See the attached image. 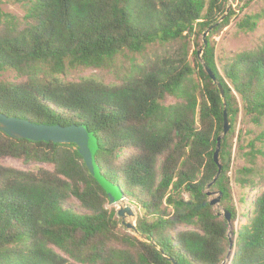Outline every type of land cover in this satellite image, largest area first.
<instances>
[{"label": "trees", "instance_id": "16d2710c", "mask_svg": "<svg viewBox=\"0 0 264 264\" xmlns=\"http://www.w3.org/2000/svg\"><path fill=\"white\" fill-rule=\"evenodd\" d=\"M16 2L22 17L0 11V74H15L0 80V114L86 127L98 143L100 175L141 211L135 227L143 240L106 207L74 145L0 132V159L51 166L0 164V264H221L229 229L230 264H264V187L251 203L243 194L236 201L229 175L238 116L263 127L264 42L218 67L211 38L236 17L229 0ZM261 17L244 16L236 28L252 33ZM71 70L90 75L67 80ZM224 108L230 128L220 140L217 175ZM243 143L237 153L245 165L232 182L240 191L264 185V170L255 166L257 158L264 162V130ZM214 178L217 211L205 195ZM239 218L244 223L234 229Z\"/></svg>", "mask_w": 264, "mask_h": 264}, {"label": "rangeland", "instance_id": "374dc122", "mask_svg": "<svg viewBox=\"0 0 264 264\" xmlns=\"http://www.w3.org/2000/svg\"><path fill=\"white\" fill-rule=\"evenodd\" d=\"M229 6L233 9H235L236 17L231 21V23L224 28L218 35H215L211 38L212 45L214 47V53H215V61L220 68L222 64L228 63L232 57L243 51H251L256 49L258 46H260L264 42V0H229ZM0 11L4 13H9L13 16H16L18 18L23 16L24 10L23 7L16 2V0H0ZM251 14H262V17L259 19L256 29L252 33H244L238 31L236 28V24L238 21H240L244 16L251 15ZM193 46L189 47V60H191V52L193 50ZM127 57L129 55L125 54ZM139 60V59H138ZM120 64H128V60L124 57H121L119 60ZM90 75L89 72H82V71H69L66 75L67 80H77L80 77H87ZM15 74L11 71H7L0 74V80H14ZM170 100H167L166 103H170ZM262 130H264V121H263V127L262 129L254 128L250 125H246L243 123V116L240 114L238 116L237 124L235 127V134L233 139L230 141L231 146V167H230V178H231V185L233 190V195L235 200L237 201V198L243 194L245 196V200L247 202L251 203L254 200V195H257L261 189L264 187V185L259 186L254 189L250 190H244L240 191L238 187L234 186L233 178H234V172L237 168H240L245 165L244 159L239 156L237 153V148L239 145H244L243 141L246 140L248 142L251 138H253L254 135L259 134ZM247 132H251L250 135H247ZM241 136V140L238 141V137ZM125 156V152L123 151L121 154V158ZM0 164L3 166H12L14 168L23 170V171H30L34 170L35 168L42 167L46 169H51V166L46 164H37L32 163L30 165H22L20 161L9 158V157H3L0 159ZM255 166L257 170L263 171L264 170V162L257 158L255 160ZM217 195H214L210 198H214ZM129 205L127 203L125 204H117L115 206H109L107 204V208H115L116 210L118 208H123L124 206ZM135 212L134 217H126L125 222H128L130 224H135L137 216L141 214V211L136 209L134 206H131ZM215 211L218 210V207L214 208ZM237 210L240 211V207H237ZM121 222V219L118 218ZM244 220L239 218L238 222L234 224V229H236L240 224H243ZM123 229H125L122 225H120ZM126 230V229H125ZM128 232H132L127 230ZM136 233V232H135ZM139 239L143 240L138 234H135ZM232 230L228 231V239H231ZM232 240V239H231ZM233 242V241H232ZM234 250V245H233ZM229 254V247L227 250V253L222 260L221 264H230L232 259V252Z\"/></svg>", "mask_w": 264, "mask_h": 264}, {"label": "water", "instance_id": "95a60500", "mask_svg": "<svg viewBox=\"0 0 264 264\" xmlns=\"http://www.w3.org/2000/svg\"><path fill=\"white\" fill-rule=\"evenodd\" d=\"M212 27H209L202 34V43L203 46L206 45V36ZM202 48L197 50V56L201 59ZM203 70L208 75L209 79L216 85L220 97L223 98V90L221 85L216 82V79L210 69L202 63ZM225 104L223 103V106ZM230 125L227 119V113L225 108L223 109V128L222 135L218 136L216 139V148L213 153V161L218 167V173H220L221 165L218 159L220 140L226 135L229 131ZM0 132L5 134L7 137L16 139V140H26L29 142H44V143H52V144H72L76 147L79 156L82 158V161L87 168L90 175L97 181L99 186L104 190L107 198L108 205L115 206L117 204H125L126 200L122 196L119 189L112 185L110 182L105 180L99 172V168L95 162V155L98 151V143L96 138L93 136L91 132L87 130L84 126H76L70 125L66 127H62L59 125H43V124H34L27 120L7 117L5 115L0 114ZM217 177V176H216ZM215 177V178H216ZM214 180L207 186V190L205 191L206 197L210 198L216 195L215 192L209 191L210 186L213 184ZM220 194L217 193V196L214 198H210L209 206L212 208L219 207L220 203ZM117 217L121 219V225L129 231L136 232L135 224H130L125 222L126 217H134L135 212L133 208L129 205L124 206L123 208H118L116 210ZM220 215V214H219ZM222 217L226 221L227 224L230 223V214L227 211L222 210ZM136 234V233H135ZM229 242V254L233 250V242L231 239H228ZM234 256V250L232 252V258Z\"/></svg>", "mask_w": 264, "mask_h": 264}]
</instances>
